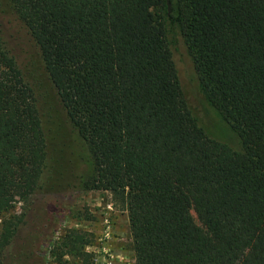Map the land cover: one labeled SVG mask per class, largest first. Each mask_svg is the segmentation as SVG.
I'll use <instances>...</instances> for the list:
<instances>
[{
    "label": "trees",
    "instance_id": "trees-1",
    "mask_svg": "<svg viewBox=\"0 0 264 264\" xmlns=\"http://www.w3.org/2000/svg\"><path fill=\"white\" fill-rule=\"evenodd\" d=\"M6 2L81 141L80 188L127 212L132 264H264V0H170L169 13L166 0ZM179 39L227 141L183 96ZM47 152L36 90L0 28V264Z\"/></svg>",
    "mask_w": 264,
    "mask_h": 264
},
{
    "label": "rangeland",
    "instance_id": "rangeland-1",
    "mask_svg": "<svg viewBox=\"0 0 264 264\" xmlns=\"http://www.w3.org/2000/svg\"><path fill=\"white\" fill-rule=\"evenodd\" d=\"M0 28L36 90L48 151L40 191L30 204H14L12 212L25 213V223L7 248L2 264H132L127 212L111 193L80 188L79 178L85 170L79 159L81 141L66 118L38 48L6 0H0ZM173 62L183 96L199 124L212 138L229 140L227 129L200 92L198 76L182 39L173 51ZM106 220L110 227L107 237ZM75 234L82 237L83 243H72ZM83 253L91 255L88 261Z\"/></svg>",
    "mask_w": 264,
    "mask_h": 264
},
{
    "label": "built area",
    "instance_id": "built-area-1",
    "mask_svg": "<svg viewBox=\"0 0 264 264\" xmlns=\"http://www.w3.org/2000/svg\"><path fill=\"white\" fill-rule=\"evenodd\" d=\"M105 223H106V229H105V231H104V233H105V236L107 237L108 235H109V233H110V227H109V223H108V221L106 220L105 221ZM109 257L111 258L112 257V255L111 254H109ZM102 264H112L111 262H109V261H105L104 263H102Z\"/></svg>",
    "mask_w": 264,
    "mask_h": 264
},
{
    "label": "water",
    "instance_id": "water-1",
    "mask_svg": "<svg viewBox=\"0 0 264 264\" xmlns=\"http://www.w3.org/2000/svg\"><path fill=\"white\" fill-rule=\"evenodd\" d=\"M166 4H167L168 13H169L170 7H171L170 0H166Z\"/></svg>",
    "mask_w": 264,
    "mask_h": 264
}]
</instances>
